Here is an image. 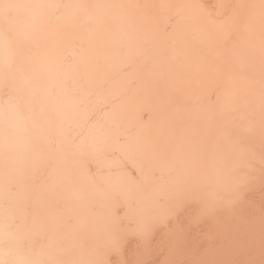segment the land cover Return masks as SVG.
<instances>
[{"label":"bare ground","instance_id":"6f19581e","mask_svg":"<svg viewBox=\"0 0 264 264\" xmlns=\"http://www.w3.org/2000/svg\"><path fill=\"white\" fill-rule=\"evenodd\" d=\"M0 264H264V0H0Z\"/></svg>","mask_w":264,"mask_h":264},{"label":"rangeland","instance_id":"374dc122","mask_svg":"<svg viewBox=\"0 0 264 264\" xmlns=\"http://www.w3.org/2000/svg\"><path fill=\"white\" fill-rule=\"evenodd\" d=\"M122 214V213H121Z\"/></svg>","mask_w":264,"mask_h":264}]
</instances>
